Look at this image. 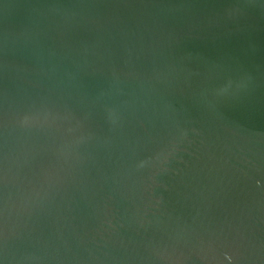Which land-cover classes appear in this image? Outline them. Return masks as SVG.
<instances>
[{"label": "water", "instance_id": "water-1", "mask_svg": "<svg viewBox=\"0 0 264 264\" xmlns=\"http://www.w3.org/2000/svg\"><path fill=\"white\" fill-rule=\"evenodd\" d=\"M0 264H264V0H0Z\"/></svg>", "mask_w": 264, "mask_h": 264}]
</instances>
